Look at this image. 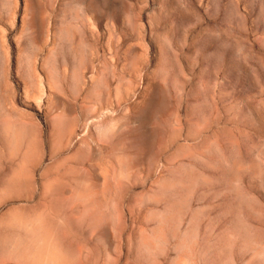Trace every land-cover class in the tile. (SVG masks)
Instances as JSON below:
<instances>
[{
	"label": "rangeland",
	"instance_id": "obj_1",
	"mask_svg": "<svg viewBox=\"0 0 264 264\" xmlns=\"http://www.w3.org/2000/svg\"><path fill=\"white\" fill-rule=\"evenodd\" d=\"M0 264H264V0H0Z\"/></svg>",
	"mask_w": 264,
	"mask_h": 264
}]
</instances>
